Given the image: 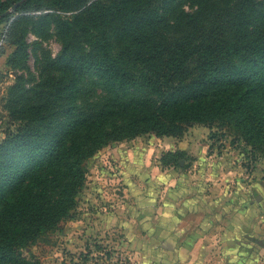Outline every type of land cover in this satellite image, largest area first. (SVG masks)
Here are the masks:
<instances>
[{"label": "trees", "instance_id": "obj_1", "mask_svg": "<svg viewBox=\"0 0 264 264\" xmlns=\"http://www.w3.org/2000/svg\"><path fill=\"white\" fill-rule=\"evenodd\" d=\"M18 1H0V40L13 47L5 65L24 66L28 32L45 40L52 30L60 48L7 88L0 264H39L24 250L72 217L85 162L108 142L180 139L200 125L264 158V0ZM182 154L159 163L177 166Z\"/></svg>", "mask_w": 264, "mask_h": 264}, {"label": "rangeland", "instance_id": "obj_2", "mask_svg": "<svg viewBox=\"0 0 264 264\" xmlns=\"http://www.w3.org/2000/svg\"><path fill=\"white\" fill-rule=\"evenodd\" d=\"M180 4L184 11L193 8ZM26 43V62L12 71L5 60L13 47L0 40V138L9 127L4 103L14 75L34 79L36 57L40 53L54 57L60 48L52 30L45 40L28 32ZM93 91L90 97L98 93ZM234 138L227 130L193 125L180 139L143 134L108 142L85 162V181L72 217L24 253L31 252L39 264H177L168 255L177 250L179 211L186 199L193 198L194 189L203 195V207L209 206L210 181L197 178L216 170L220 179L212 200L221 208L222 219L231 222L238 220L237 211L249 207L242 220L263 228L250 244V251L258 253L264 245V158ZM168 151H182L180 164L161 167L160 157ZM260 252L263 259L264 251Z\"/></svg>", "mask_w": 264, "mask_h": 264}, {"label": "crops", "instance_id": "obj_3", "mask_svg": "<svg viewBox=\"0 0 264 264\" xmlns=\"http://www.w3.org/2000/svg\"><path fill=\"white\" fill-rule=\"evenodd\" d=\"M218 178L217 170L216 173L204 172L200 179L197 178L198 181H210L207 184L210 204L203 207V195L196 189L193 198L185 200L183 212L179 211L181 214L178 221L177 250L172 249L173 251L168 255L169 259L171 261L177 259V264H264V258L258 257L261 255L260 251L263 253L264 245L257 250L258 253L250 251L251 240L260 233L259 228L262 226L259 227L254 221L242 220V214L249 210L247 206L237 211L238 220L231 222L222 219L221 208H218L216 200H212L213 194L217 191ZM188 192L190 191L183 193ZM235 195V192L230 195L225 194V199ZM230 206L232 208V204ZM190 214H193V217ZM251 233L253 236H250Z\"/></svg>", "mask_w": 264, "mask_h": 264}, {"label": "water", "instance_id": "obj_4", "mask_svg": "<svg viewBox=\"0 0 264 264\" xmlns=\"http://www.w3.org/2000/svg\"><path fill=\"white\" fill-rule=\"evenodd\" d=\"M22 1H24V0H19L17 3H20V2H22ZM17 3H16V4H17ZM16 4H14V5L12 6V8H11V9H13V8H14V6H15ZM178 164H180V161L178 162Z\"/></svg>", "mask_w": 264, "mask_h": 264}]
</instances>
